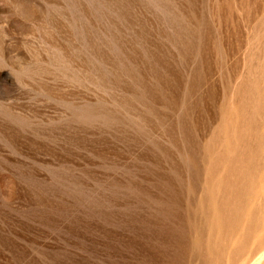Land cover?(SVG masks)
Instances as JSON below:
<instances>
[{
  "label": "rangeland",
  "instance_id": "rangeland-1",
  "mask_svg": "<svg viewBox=\"0 0 264 264\" xmlns=\"http://www.w3.org/2000/svg\"><path fill=\"white\" fill-rule=\"evenodd\" d=\"M0 264H264V0H0Z\"/></svg>",
  "mask_w": 264,
  "mask_h": 264
}]
</instances>
